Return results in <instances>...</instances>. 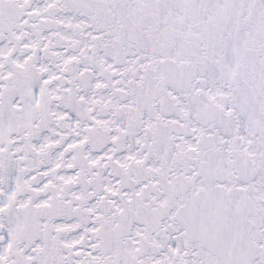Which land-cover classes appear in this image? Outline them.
Listing matches in <instances>:
<instances>
[{"label": "snow or ice", "instance_id": "6c2138e0", "mask_svg": "<svg viewBox=\"0 0 264 264\" xmlns=\"http://www.w3.org/2000/svg\"><path fill=\"white\" fill-rule=\"evenodd\" d=\"M0 264H264V0H0Z\"/></svg>", "mask_w": 264, "mask_h": 264}]
</instances>
